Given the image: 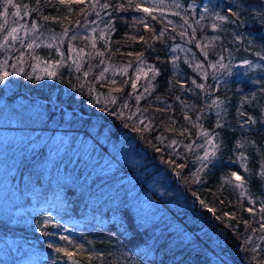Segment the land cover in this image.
<instances>
[{"label": "trees", "instance_id": "16d2710c", "mask_svg": "<svg viewBox=\"0 0 264 264\" xmlns=\"http://www.w3.org/2000/svg\"><path fill=\"white\" fill-rule=\"evenodd\" d=\"M12 4L0 118L30 138L0 145V264H264V0Z\"/></svg>", "mask_w": 264, "mask_h": 264}, {"label": "snow or ice", "instance_id": "6c2138e0", "mask_svg": "<svg viewBox=\"0 0 264 264\" xmlns=\"http://www.w3.org/2000/svg\"><path fill=\"white\" fill-rule=\"evenodd\" d=\"M59 2H60L61 4H65V5H67V6H71L72 4L90 3L91 7H96V6L99 4V0H59ZM7 3L10 4V5H12V7L18 9L17 12L14 13V15L19 16V15H20V12H19V6L15 5V4H12V0H7ZM128 4H129V6H131V5H132V0H128ZM99 6H100L102 9H107V8L110 7L111 5L108 4V3H104V4H99ZM175 6H176L177 8L180 7L179 4H176ZM24 7L26 8L27 5H25ZM157 7H158V6H157L156 4H153L151 7H144V6H142V4H140V3L135 4V10H138V11H141V12H143V13H146L148 16H151L152 19H154V20L157 19V17H156L155 15H153V12L157 9ZM117 9H124V5H117ZM124 10H127V9H124ZM205 11H208V9H205ZM174 14H176V13H174ZM4 15H5V16L8 15L7 9L5 10ZM160 15H161V16L164 15L163 11H161ZM215 15H216V19H217V20H220V21H227V20L229 19V17L226 16V15H220L219 13H216ZM231 15H233V16H237L238 13L233 11V12H231ZM44 19H48V17H44ZM201 19H204V17H201ZM138 22H139V23H144L143 20H139ZM184 23H185V24H188V20H187V19H184ZM33 27H35V25H33ZM145 27L148 28V25L145 24ZM189 27H191V25H189ZM212 27H213V28H216V27H218V25L214 24V25H212ZM4 30H5V26H4L3 24H0V31H4ZM150 30H151V29H150ZM65 31H67V29H66ZM173 31H175V29H173ZM17 32H18L17 27H11L10 30L7 31V37L4 39L3 43H0V48H4V46L8 43V38H11L12 40H16V39L18 38L17 35H16ZM162 34H163V33H161V35H162ZM101 35H103V33H101ZM179 35H180L181 37H184V36L186 35V32H185V31H181V32L179 33ZM141 39H143V37H141ZM198 46H200V45H198ZM27 47L31 48L32 45L29 44ZM81 51H83V50H81ZM130 55H131V54H130ZM141 55H142V54H141ZM205 55H207V53H205ZM258 55H259V53H258ZM262 58H264V57H262ZM220 59L223 60V57L221 56ZM61 62H62V61H58L57 63H61ZM21 63H23L22 60H21ZM216 63L219 64L220 67H222V68H223V67H226L224 64L220 63V61H217ZM247 63H248V61H245V64H247ZM4 65H7V60L4 61ZM212 66L215 67V65H212ZM13 67H17V66H16V65H13ZM76 67H77V71H79L80 68H81V65H80V64H77ZM196 67H197V68H200L201 65L197 64ZM0 68H3V65H0ZM20 70L22 71V68H21ZM149 70L152 71L151 68H149ZM107 71H108V69L105 68V69L103 70V72H101V73L99 74V77H98V78L103 79V78H104V72H107ZM136 72H137V76H136V78H135L134 80H132V82H131V87H132L133 89H137V81H138L139 78H140V73L142 72V69L138 67V68L136 69ZM10 74H11V73H9L7 70H4V71L2 72V74H0V81H3L4 78L7 77V76L10 75ZM47 74H48L49 76H53V77L55 76V73L52 72V71H48ZM88 75H89V72H88V71H84V72H83V76L87 77ZM144 75L147 76V73H144ZM36 78H37V79H40L39 76H37ZM111 83H112V84H115L116 81L113 80V81H111ZM125 83H127V81H125ZM193 83H196V82L193 81ZM150 87H151L150 84L147 85V86H145L144 91H145V92H148L149 89H150ZM196 87H197V88H204L205 86H204L203 84H196ZM115 91H122V89H115ZM141 95H142V94H141ZM141 95H137V96H136V99L139 100V99L141 98ZM217 103H218V102L215 101V100L212 101V105H217ZM212 105H209V106L211 107ZM124 107L127 108L128 105L125 104ZM242 115H243V114H242ZM185 119H190V118H189L187 115H185ZM248 122H249V123L254 122V121L252 120V117H248ZM141 123H142V121H141ZM181 135H183V133H181ZM202 135L206 138V139H205V143L208 144V145H210V146L212 147V151H207V150H206V151L204 152V155H203V156H198L197 159H198V160H201L202 162H207V161L210 159V157L215 156V154H216V145L214 144L213 139L211 138V136L209 135V133H207V132H203ZM176 143H177L176 140H172V141H171V144H173V145H175ZM198 146L201 147V148L204 147V145H198ZM239 146H242V145H239ZM185 147H186L187 149L191 150V148H192V144H188V145H186ZM157 150L159 151V149H157ZM240 159H241V160H244V159H245V156H244L243 153L240 154ZM177 167H183V165H177ZM202 167H207V163H204V164L202 165ZM245 170H247V168H246ZM261 175H264V165H262V172H261ZM230 177L234 178L235 181L238 182V183H237V187H240L241 189H243V186H244L243 178H242L239 174H237L236 172H232V173L230 174ZM228 182L231 183V182H232L231 179H229ZM202 203H203V201H202ZM209 211H212V209H209ZM246 211H248L249 213H254V209H253L252 207L247 208ZM260 215H261V220L264 221V203H262L261 206H260ZM260 229H261V230H264V222H262V223L260 224ZM60 239H63V240H66V241L68 240V238L65 237V236H61ZM248 242H249V240H246V241H245L246 244H247ZM69 243H70V242H69ZM56 252H58V253H64V255L67 256L69 259H72V258L74 257V255L76 254L75 252H73V251H69L68 249H65V248H63V247H58V248H56Z\"/></svg>", "mask_w": 264, "mask_h": 264}, {"label": "rangeland", "instance_id": "374dc122", "mask_svg": "<svg viewBox=\"0 0 264 264\" xmlns=\"http://www.w3.org/2000/svg\"><path fill=\"white\" fill-rule=\"evenodd\" d=\"M1 49L2 48H0V50ZM13 63H15V62L13 61ZM21 65H23V63H21ZM35 65H37V63ZM37 68H39V66H37ZM40 68L45 73L48 71H51L48 66H40ZM0 84L6 89L7 92L9 91V89L15 90V84L12 81L8 80L7 78H4L3 81H0ZM2 101H3V98L0 97V103ZM7 120L8 119H6L5 116L0 118V145L5 146L7 144H10L12 142V140H16V141L27 140V138L29 136H23V135L18 134V133H13L12 130H9V129H8V131H7V129H2V126H8L9 124H12V125L17 124V122L15 120H12V119H10L8 121ZM37 143H38V141H37Z\"/></svg>", "mask_w": 264, "mask_h": 264}]
</instances>
